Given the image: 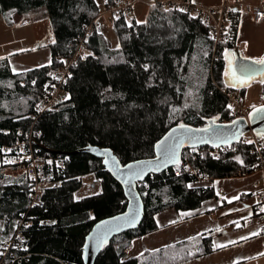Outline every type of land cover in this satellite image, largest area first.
<instances>
[{
    "label": "trees",
    "instance_id": "16d2710c",
    "mask_svg": "<svg viewBox=\"0 0 264 264\" xmlns=\"http://www.w3.org/2000/svg\"><path fill=\"white\" fill-rule=\"evenodd\" d=\"M37 10L48 18L53 34L50 64L13 73L8 57L0 58V170L14 168L15 162L7 161L31 148L45 161L41 170L47 183H61L45 188L43 206L37 207L31 205L33 184L26 174H0V261L83 264L86 234L98 221L122 213L127 200L101 159L76 151L108 148L125 165L152 158L154 144L180 122L202 127L208 119L232 121L230 94L238 99L245 94V88L228 86L225 75L226 55L232 58L237 48L236 29L228 26L215 45L199 14L155 1L143 23L124 17L112 20L115 44L93 30L84 43L88 53L75 56V65L68 68L61 86L64 99L40 112L56 74L75 55L84 29L95 26L100 9L95 0H0V15L9 24L10 13L27 18ZM261 90L264 93V83ZM245 141L250 140L243 137L216 149L184 148L177 166L137 183L142 221L105 243L94 264H179L210 253L211 239L198 236L123 260L134 239L156 230V213L195 210L215 197L211 187L190 188L189 183L264 171V147L258 151ZM89 174L100 183V192L76 199L81 178ZM16 232L20 238L6 253Z\"/></svg>",
    "mask_w": 264,
    "mask_h": 264
},
{
    "label": "crops",
    "instance_id": "0c3cea01",
    "mask_svg": "<svg viewBox=\"0 0 264 264\" xmlns=\"http://www.w3.org/2000/svg\"><path fill=\"white\" fill-rule=\"evenodd\" d=\"M152 3L153 0L135 2L129 16L125 17L126 20L142 22L148 6ZM193 4L208 7L228 5L231 11L239 14L235 34L236 49L242 56L251 59L264 56V16L254 20L251 15L253 6L262 5L264 8V0H195ZM98 20L102 30L111 26L106 14H101L96 21ZM38 21L30 23V36L34 46L17 51L16 46L26 41V34L18 30L13 34L8 33V29L12 27L0 15V58L8 57L13 73L50 64L49 44L54 40L51 26L46 17ZM96 21L94 31L101 33L98 32ZM11 37L12 48L9 45ZM30 63L34 65L24 69L23 66ZM263 181L264 173L255 171L245 176L205 178L189 183L190 188L211 187L215 197L202 201L195 210L168 208L156 213L153 217L156 230L134 239L123 260L202 236L211 239L213 250L179 264H264V232H261L264 220H259L254 212L257 203L254 194ZM237 224L240 226L237 227Z\"/></svg>",
    "mask_w": 264,
    "mask_h": 264
},
{
    "label": "water",
    "instance_id": "95a60500",
    "mask_svg": "<svg viewBox=\"0 0 264 264\" xmlns=\"http://www.w3.org/2000/svg\"><path fill=\"white\" fill-rule=\"evenodd\" d=\"M235 53V55H233ZM232 53V67L236 70L237 76L241 75H250L251 79L258 78L264 76V72L260 74H242L239 71V65L241 64H250L252 59L245 60L237 49H234ZM264 57V56H263ZM257 68L264 69V66L256 65ZM249 79V80H251ZM264 104L257 106L261 107ZM254 116V108L249 112L248 118H235L230 122L220 123L214 122V119H208L206 121V125L204 127H193L190 125H186L187 128L192 129V132H185L184 130L179 129V125H175L169 128L165 134L154 144L153 151L154 156L152 158L139 159L132 162H129L125 165H121L120 161L116 157V155L108 148H100L96 146H86L80 150H77L76 153H86L95 158L101 159L102 167L107 170L110 175L121 185L124 196L127 200L126 209L115 216H111L105 218L103 220L95 223L90 231L86 234L82 252V262L83 264H94L97 256L99 255L103 245L109 242L114 236H117L123 232L135 229L138 227L140 222L144 216V208L142 199L136 189V184L142 182L148 175L150 174H160L165 171L167 168L177 166L181 160V153L184 148L187 149H196L201 147H211V148H220L224 146H230L234 143L242 140L244 135L248 133H252L257 136H261L264 141V120L256 118L253 119ZM236 122L233 124V122ZM210 128L214 132L223 133V136H215L211 133L197 132V129ZM173 129H176V132L173 134L172 138L168 140V144H173L175 141V137L177 136H185V137H193L194 139L188 140L185 139V142L179 147L176 156V162H169L167 166H161L158 170H151L153 166H149L147 162L153 161L155 162L157 157L160 155V150H158L155 146L163 140L166 136H169L172 133ZM233 133H236L235 137H233ZM203 140H207V142H202ZM109 153L110 155H106ZM115 158L116 163H113L112 158ZM128 165H133L136 169H144V174L142 178H131L129 177ZM127 181V182H126ZM138 212V220L134 226L124 225L122 221H118L116 217H123L125 214H133ZM110 222V226L116 228L117 224H121L122 226L112 231L108 234L107 241L100 247H97L98 241L96 240L97 234L104 230L103 222Z\"/></svg>",
    "mask_w": 264,
    "mask_h": 264
},
{
    "label": "built area",
    "instance_id": "2783aa9c",
    "mask_svg": "<svg viewBox=\"0 0 264 264\" xmlns=\"http://www.w3.org/2000/svg\"><path fill=\"white\" fill-rule=\"evenodd\" d=\"M159 2L165 6L168 7H174L178 9H190L194 14H199L202 22L206 27L209 28L211 32V36L213 38V41L215 45H217L221 40L223 36L224 30L230 26L231 29H237V24L239 21V14L236 12H233L230 10L229 6L226 4H222L219 7H208V6H202V5H194L191 0H153V2ZM137 2V0H118L115 1L112 5H106V10L110 15L111 20H114L116 18H119L122 14L121 11H125L127 14L131 12L133 4ZM251 15L254 20H259L264 16V8L262 5H256L251 8ZM92 26H87V28L84 30L85 34L91 33ZM78 44L80 45L81 42L78 41L76 45V52L75 55L68 61L67 67L63 69L62 72V78L61 80H58L55 82V85L53 88L49 91L48 95L44 98L42 103L39 106V111H46L49 109L54 108L56 105L62 102L64 99L62 95V89L61 86L65 81L66 75L68 74V68L70 66L75 65V56L77 57V49ZM230 102L232 104V113L231 116L233 119L235 118H248V111L241 108V105H239L238 100L234 97H229ZM237 105V106H236ZM250 141H253V144L255 145L256 149L258 151H261L264 147V141L261 136H256L254 134H251ZM221 148V147H220ZM29 151H26L28 153ZM21 159L17 157L15 164L16 167L11 170V168H8L7 170H10L11 172L18 171L21 168ZM33 162L28 165L26 168L24 167V170L19 172L21 174H26L31 182L33 183L32 192L30 195L31 199V205L42 207L43 201L41 199L43 189L41 190L38 188L41 176L36 175V169L31 168ZM17 173L18 175H21ZM5 174L8 176H16L14 174L7 173L5 171ZM61 182L54 183V187L60 185ZM255 199L257 200L256 206L254 208L255 216L259 220H264V211H261L262 208H264V182L262 186L257 190L254 194ZM261 232H264V226L261 229ZM14 241H17V238H13L8 245L9 248L13 246ZM15 260V259H14ZM0 264H4L3 261H0Z\"/></svg>",
    "mask_w": 264,
    "mask_h": 264
},
{
    "label": "rangeland",
    "instance_id": "374dc122",
    "mask_svg": "<svg viewBox=\"0 0 264 264\" xmlns=\"http://www.w3.org/2000/svg\"><path fill=\"white\" fill-rule=\"evenodd\" d=\"M95 1H96L97 5H98V7L100 9V14H99L98 17H100L101 14H106L108 16V18H109V22L111 23L112 20L110 18L109 13L107 12V10L105 8L106 5L104 3V0H95ZM115 1H118V0H114L113 2L110 3V5H112ZM137 1H139V0H137ZM121 13L122 14L120 15V17H124L125 18L126 16L127 17L129 16L125 11H121ZM9 15H11L12 23L9 24L5 20V22L7 24H9V26L12 27V28L8 29V33L11 32L13 34L14 31L16 32V30H18V31L23 32V33L26 34V41L20 43L19 46H16L15 49L17 51H21V50H25V49H29V48L33 47L34 46V42H33V38H31L32 33H31L30 23H32L34 21H38V20H39L38 22H40L41 19L45 17L43 15V11L42 10L33 11V13L30 16H28L27 18H24L23 16H19V15L15 14V13H13V14L10 13ZM97 18L95 19V21L97 20ZM96 25H97L98 32H101L106 37V39H108L112 44L116 43L114 33L112 32V30H111V28L109 26L107 27V29L102 30L101 28H99V27H101L99 20L96 21ZM94 29H95V26L92 27L91 32H93ZM90 34L91 33L85 34V32H84L83 36L80 38L79 41L81 42V44L80 45L78 44V49H77V54L78 55L77 56H80V57L82 56L83 57V56H85L88 53L87 50L84 47V43H85L86 38ZM12 43H13V37L10 38L9 45L11 46ZM12 47L13 46H11V48ZM226 58H227V69H228L229 68V61H231L232 58H230L229 55H226ZM33 65H34L33 63H30V64L25 65L23 67H24V69H26L25 67H31ZM62 72H63V69L59 70V72L56 74V81L61 80ZM226 79L228 80V81H226L227 85L230 86L231 83L233 82V77L231 76V74L227 75ZM262 80H264V76L258 77V78H253L251 80H247V83L244 84V85L236 83L235 86H230V87L236 88L238 90L241 89V88H245V94L240 99H238L237 95H235V94H230V95L232 97H234L235 99H237L239 105H241V108H243L246 111H248V113L254 108L253 106L257 107V106H259L261 104H264V93H262V90H261V83H262L261 81ZM62 95H63V93H62ZM230 106L232 107V104ZM179 124H183V123L180 122ZM204 126H202V127H204ZM251 134L252 133H248V134L244 135V139L250 140L251 139L250 138ZM212 149H216V148H212ZM26 151H29V152L26 153ZM22 152H23V154L19 156V158L21 159V162H22L21 163V168L18 171H15V172H11L10 170H7V169L11 168V170H13L16 166L14 168L13 167L4 168V169L0 170V174L6 175L5 174V171H6L7 173L18 175L17 173L23 171L24 167L26 168L28 165H30L33 162L32 166H30V167L33 168V169H36V172H37L36 175L37 176H39V175L41 176L38 188H40L41 190L42 189L44 190L45 188H55L54 185H53L54 183H50V184L47 183L45 177L43 176L44 174H43V172L41 170V167L44 166L45 161H43L40 158H38L37 156H35V154H34V152H33V150L31 148H29L28 150H23ZM55 162L56 163H60L61 161L56 160ZM255 171H262L264 173L262 168H258ZM19 174H21V173H19ZM6 176H8V175H6ZM33 187L34 186H32V188ZM100 190H101L100 183L95 179V177L93 175L89 174V175L83 176L81 178V186H80L79 190L75 193V198L79 199V198H83V197H86V196L95 195V194H98L100 192ZM15 237L17 238V240H18V238H20L19 232H16L13 235V238H15ZM13 238L11 240H13ZM6 250H7L6 253H8L9 245L6 246Z\"/></svg>",
    "mask_w": 264,
    "mask_h": 264
},
{
    "label": "snow or ice",
    "instance_id": "6c2138e0",
    "mask_svg": "<svg viewBox=\"0 0 264 264\" xmlns=\"http://www.w3.org/2000/svg\"><path fill=\"white\" fill-rule=\"evenodd\" d=\"M105 2L107 3V0H105ZM193 3H195V0H192ZM165 11H170L169 9H165ZM180 11H185L184 9H180ZM138 23H143L141 21H138ZM233 55H235V53H233ZM243 59L248 60L251 58L248 57H244ZM256 65H261L264 66V57H260V58H256V59H252V62L250 64H241L239 65V71L242 74H260L262 72H264V69L261 68H257ZM231 74V76L233 77V82L231 83L230 86H235L236 83H239L241 85H244L247 83V80L251 79L250 75H241V76H237L236 74V70L233 69L232 67V61H229V71L225 73V75H229ZM262 83H264V80L261 81ZM188 105H185V107H187ZM231 107V106H229ZM254 107V116L253 119L259 118L264 120V106L261 107ZM178 111V109H177ZM218 119V117H217ZM215 121H213L214 123ZM236 122L234 121L233 124H235ZM179 129L184 130L185 132H192V129H189L186 127V125L184 124H180ZM197 132H204V133H211L212 135L215 136H223V133H219V132H214L212 129L210 128H203V129H197L195 130ZM176 132V129H173L172 133L169 134V136H166L163 140H161L155 147L160 150V155L157 157L156 161H149L147 162V164L149 166H153L151 168V170H158L161 166H167V164L169 162H176V156H177V151L179 149V147L185 142V139L188 140H192L194 139L193 137H185L183 135L181 136H177L175 137V141L173 144H168V140L172 138L173 134ZM236 133H233V137H235ZM202 142H207V140H203ZM246 143H253V141H245ZM10 151V150H9ZM106 155H110L109 153H106ZM237 160H239V157H236ZM113 163H116L115 158H112ZM9 163H12L14 161H7ZM242 163V161H241ZM128 170H129V177L131 178H142L143 174H144V169H136L134 168L133 165H128ZM127 182V181H126ZM189 187H191V185H189ZM261 211H264V208L261 209ZM118 221H122L124 225H128V226H134L138 220V212L137 213H133L131 215L129 214H125L123 217H116L115 218ZM104 225V230L100 233L97 234L96 240L98 241L97 247L102 246L108 238V234L111 233L114 230L119 229L122 225L121 224H117L116 228H113L110 226V222L105 221L103 222ZM240 225L237 224V227H239ZM257 233H253V235H255ZM247 237H242V239H246Z\"/></svg>",
    "mask_w": 264,
    "mask_h": 264
}]
</instances>
